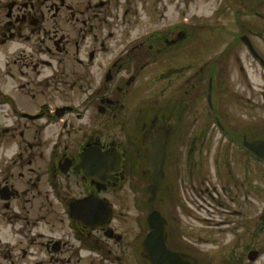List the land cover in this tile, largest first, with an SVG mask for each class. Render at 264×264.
I'll return each mask as SVG.
<instances>
[{"label":"flooded vegetation","instance_id":"obj_1","mask_svg":"<svg viewBox=\"0 0 264 264\" xmlns=\"http://www.w3.org/2000/svg\"><path fill=\"white\" fill-rule=\"evenodd\" d=\"M133 1L0 0V264H151L147 223L138 226L147 230L141 240L133 225L121 230L110 196L123 192L147 215L159 212L165 246L191 264H205L200 243L221 224L229 248L216 264H264V158L245 145L264 141V117H224L217 105L225 100L214 96L221 58L204 61L197 36L188 65L194 43L181 46L188 33L177 22L175 37L153 27L124 43ZM229 1L236 17L259 24L243 25L225 58L242 49L264 76V0ZM158 140L162 178L151 200ZM86 197L99 218L85 216L89 203L73 207Z\"/></svg>","mask_w":264,"mask_h":264},{"label":"rangeland","instance_id":"obj_2","mask_svg":"<svg viewBox=\"0 0 264 264\" xmlns=\"http://www.w3.org/2000/svg\"><path fill=\"white\" fill-rule=\"evenodd\" d=\"M130 4L132 5L130 10L135 9L137 12L134 14L128 13L124 17L122 25L124 30V43H127L130 38H133L153 27L158 28L159 32L164 33L169 28H172L171 37H175L180 29H178L179 27H171L170 23L172 25V23L177 22L181 27V31L186 29L188 33L185 37L183 36V38H181V46L186 42L194 43L188 47L187 57H185L188 65L190 64L194 66L196 63L195 55L198 53V49H196L194 45L197 43V36H200L202 38V44H205L203 50L199 51V53L203 55L202 57H204V61L208 58H221L218 62L219 65L224 68L223 70L225 73L224 75L219 74V79L217 80L218 89L215 90L214 96H216V100L219 98L225 100L222 101V103L220 100H217L220 102L219 105H217L220 110L227 112L224 114V117L231 118L234 116V119L237 121H245L249 119L251 123L263 119L264 76H261L260 66L257 63L254 67L247 66L244 62V51H242V49L238 50V54L235 53L234 57L227 62V58H225L226 55L222 50L226 42L232 41L234 36L241 34L244 28L243 25H245V28H248L251 25H257L259 24V18H249L243 15L236 17L234 8L230 7L229 0H135ZM117 29L119 32L120 26H118ZM112 31L115 33L117 32L116 30ZM125 32L129 34L126 35ZM118 40L119 38L116 40L110 39L109 41L112 43L111 46H113ZM191 55L193 57H190ZM239 55L241 59L238 58ZM109 56H111V54L107 53V59L105 60H108ZM181 56H183V54ZM181 60L182 59L178 56L176 61H171V63L172 65L181 64ZM141 61H143V58H140L138 63ZM163 64H160L161 68L163 67L161 66ZM146 71L147 70H145L143 74H140L138 83L141 84L144 82L148 75ZM131 73L132 71L129 69L128 71L123 72V77L126 78ZM188 73H190V70ZM120 78L121 77L118 76L113 81H108V87L111 86L114 88V85L119 82ZM173 84H178V81H175ZM148 94L149 90L146 89L144 93H142V95H145L146 97ZM232 94L238 96L237 103L240 106L231 99ZM79 95L81 94L75 95L76 101L80 100L81 97ZM243 96L250 99L247 105L250 106L249 110L251 111L248 113L243 109L244 104H246V99L243 98ZM62 100L63 99L60 98V102H62ZM252 130L253 136L259 134L257 132H260L258 129ZM135 196L136 195H133L131 192H123L121 197L112 195L110 198L115 204V214L116 217L119 218L121 230H123V228L130 230L133 225L135 228L133 229L139 232L141 240L147 230H143L140 227L139 231L138 226H140L142 222L146 225V216L149 209H140L142 201L139 202V198H135ZM210 213L211 211L205 210L202 215L206 218L209 217ZM217 219L218 218H216V220ZM219 227L221 229L220 233L214 232L211 234L212 231H210L204 235L206 240L200 243V248L202 249L201 253L205 255L203 259L205 264H207L209 259L211 261L214 260L212 264H216L219 261L218 255L227 254L230 234L225 230L227 229V224H221L216 228L213 227V229L216 230ZM206 229L205 226V230ZM128 233L130 234V231H128ZM134 234L132 237H129L130 241L135 239L136 236H134ZM139 263L144 264L142 257L140 258Z\"/></svg>","mask_w":264,"mask_h":264},{"label":"water","instance_id":"obj_3","mask_svg":"<svg viewBox=\"0 0 264 264\" xmlns=\"http://www.w3.org/2000/svg\"><path fill=\"white\" fill-rule=\"evenodd\" d=\"M163 142L157 141V159L152 160L151 162L154 164L153 169V183L151 185V200H153L155 196V190L157 188L158 183L162 178V159H163ZM245 145L256 155L264 158V141L263 140H253L246 142ZM95 201V199L91 198V200L86 197L83 199L76 200L73 204V207L80 206L82 203H89L88 210L86 211L85 216L92 218H99L100 213L95 210L90 205L94 204L91 201ZM99 201V200H96ZM77 206V207H78ZM102 207H105L104 219L109 217V208L107 204H103ZM103 214V213H101ZM102 216V215H101ZM107 217V218H106ZM147 225L149 227V231L146 234L143 240V247L146 251V257L150 260L151 264H191L188 260L182 259L177 253L170 251L164 242L163 237V219L158 211H152L147 216Z\"/></svg>","mask_w":264,"mask_h":264}]
</instances>
